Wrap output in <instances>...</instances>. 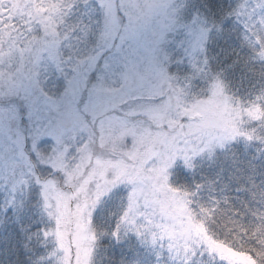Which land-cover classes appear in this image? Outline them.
I'll return each mask as SVG.
<instances>
[{"label":"snow or ice","instance_id":"snow-or-ice-1","mask_svg":"<svg viewBox=\"0 0 264 264\" xmlns=\"http://www.w3.org/2000/svg\"><path fill=\"white\" fill-rule=\"evenodd\" d=\"M0 264H264V0H0Z\"/></svg>","mask_w":264,"mask_h":264}]
</instances>
